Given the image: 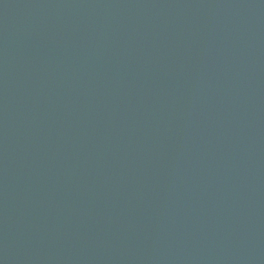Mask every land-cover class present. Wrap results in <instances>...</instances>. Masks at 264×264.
Instances as JSON below:
<instances>
[{
    "label": "water",
    "instance_id": "95a60500",
    "mask_svg": "<svg viewBox=\"0 0 264 264\" xmlns=\"http://www.w3.org/2000/svg\"><path fill=\"white\" fill-rule=\"evenodd\" d=\"M0 264H264V0H0Z\"/></svg>",
    "mask_w": 264,
    "mask_h": 264
}]
</instances>
